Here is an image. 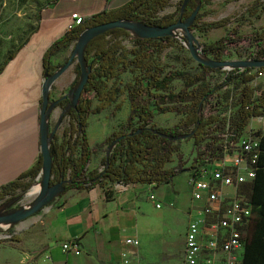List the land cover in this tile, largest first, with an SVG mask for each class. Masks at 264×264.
Instances as JSON below:
<instances>
[{"label":"trees","instance_id":"trees-1","mask_svg":"<svg viewBox=\"0 0 264 264\" xmlns=\"http://www.w3.org/2000/svg\"><path fill=\"white\" fill-rule=\"evenodd\" d=\"M170 1L134 0L116 11L105 9L98 15L82 19L73 30L64 34L47 50L43 63L45 73L53 75L57 67L52 66L51 58L70 48L84 32L95 26L121 20L163 28L173 25L178 22L173 20L174 15L158 18L159 12L164 11ZM212 2L213 0H189L183 8L185 0H181L178 8L181 22L191 19L197 9H202ZM263 9L264 0H255L246 12L251 17L260 18L259 10ZM206 14L208 13L198 14L192 21L190 30L198 29L202 33H211L226 28L233 21L232 17H227L212 23L204 22L202 19ZM125 38H131L128 30L112 29L93 38L85 49V59L92 67L90 79L77 108L68 112L71 125L65 130L64 139L61 140L55 135L50 144L53 164L51 185L64 182L61 195L72 189L83 191L97 185L105 186L108 182L161 186L188 171L199 174L200 166L223 157L227 149L237 148L236 145L240 143L253 117L264 116V90L261 86H252L264 68L255 72L252 67L234 69L227 73L222 84L212 87L208 77L213 69L207 65L201 64L200 73H192L190 70L166 72L165 68L161 67L154 56L161 55L172 45L170 37H137L131 50L123 44ZM252 39L258 49L252 57L256 61L264 60V31L256 32ZM240 43L241 36L237 29H233L228 36L206 46L202 52L215 61H220L228 50L234 49L239 54ZM15 54L16 50L8 53L5 62L0 66V73ZM127 71L139 74L121 88L117 86V82ZM77 72L78 76L71 85L73 89L80 80L79 66ZM175 81L182 82V89L178 93L172 90V83ZM110 82H113V86L109 85ZM230 85L232 88L226 91L223 102H226L225 112L236 108L234 115L228 121L222 117V112L207 115L206 109L215 94ZM234 91L238 92L236 96L232 94ZM125 93L130 105L127 124L107 139L110 147L116 145L111 154L102 161L103 170L93 171L90 166L95 152L87 132L89 116L102 113L115 104L116 109L120 110L122 104L117 102ZM231 98L232 102L228 103ZM94 99L99 102L96 109L93 108ZM223 102L218 101L217 104ZM69 103L68 99L58 101V105L63 108ZM169 113L181 117L175 127L158 128L151 125L156 116ZM254 136L259 139L260 148L258 163L255 166L256 179L244 186V194L252 203L253 213L247 229L242 264H264V133L258 132ZM184 137L193 139L197 146L204 143V147L197 152L190 167H185L183 162H180L177 166L168 168L167 165L172 163L173 156L179 153L176 143L179 140L176 139ZM42 159L41 156L31 171L22 175L18 181L0 188V201L18 190H29L41 174ZM27 177L32 180L31 183L23 181Z\"/></svg>","mask_w":264,"mask_h":264},{"label":"crops","instance_id":"crops-1","mask_svg":"<svg viewBox=\"0 0 264 264\" xmlns=\"http://www.w3.org/2000/svg\"><path fill=\"white\" fill-rule=\"evenodd\" d=\"M132 1L49 0L32 14H16L22 25L10 39L0 37V66L16 50L0 73V188L30 172L42 156L40 111L47 50L71 24L78 25L105 9L116 11ZM65 52L51 58L56 71ZM252 86L264 90V71ZM258 132L264 133V116L250 120L243 138L256 140ZM94 161L90 169L102 171L103 166L93 167ZM186 173L190 177L183 185ZM192 177L194 172L188 171L161 186L108 182L90 190H69L55 197L24 231L0 242V264H185L187 230L203 206L193 200ZM23 181L32 182L29 177ZM151 193L156 194L161 209L149 201ZM174 216L184 222L183 243L180 240L176 250L170 228ZM252 235L253 229L251 239ZM129 239H138L139 245H128ZM65 243L72 246L71 251L63 249Z\"/></svg>","mask_w":264,"mask_h":264},{"label":"rangeland","instance_id":"rangeland-1","mask_svg":"<svg viewBox=\"0 0 264 264\" xmlns=\"http://www.w3.org/2000/svg\"><path fill=\"white\" fill-rule=\"evenodd\" d=\"M43 1L49 0H0V37L10 39L13 35L14 30L20 27V21L17 19V13H25L32 14V11L37 9L36 7L43 4ZM253 0H213L212 4L204 6L202 9L198 10V14H203L207 12L206 16L202 19L204 22H215L221 20L223 18L232 17L233 21L226 28H221L215 30L211 33H202L198 29L190 30V37L193 41V46L195 48V52L198 56L202 57L204 53L202 52L206 46H210L220 40L222 37H226L233 29H237L239 35L241 36L242 43H240L241 48L239 47V54L234 49L228 50L225 55L222 56L220 61L228 62V63H238V62H249L255 60L252 55L258 49L256 44L254 43L252 37L257 33H262L264 31V9L259 10L260 18L251 17L247 12V8L253 4ZM181 0H171L169 2L168 7L164 11H160L158 14V18H164L165 16L174 15L173 20H177L178 22L181 19V13H178V8L180 6ZM8 11V12H7ZM7 13V14H6ZM197 14V15H198ZM5 15L10 16L9 18L4 17ZM176 22V23H178ZM137 23V22H136ZM239 25V26H238ZM131 38H125L123 44L127 47L128 50L133 49L134 39L137 38V34L134 31H130ZM187 33L179 29L175 34L171 35L170 38L172 40V45L168 47L164 52L160 54H155L154 58L157 62L164 67L166 72L169 71H182V70H190L192 73H200L201 72V63L193 58L191 53V48H189V41L187 39ZM234 37V36H233ZM2 42H0V58L2 57ZM78 46V41L74 42L70 48H68L64 54L62 55L61 60L58 63V67L65 65L70 57L75 53L76 48ZM244 50V51H243ZM205 59L208 61H215L214 58L204 55ZM77 59V57H76ZM264 61V60H261ZM88 65V64H87ZM79 62H74L68 71L65 74H62L63 79L56 80L51 92L49 99V107H52V111L47 118L48 126L46 127V137L48 140L52 139L53 134L60 137L61 140L64 139V132L67 128H70L71 118L68 115L71 107V99L74 96V90L71 87V83L73 80H76L78 76ZM58 68V69H59ZM236 69L235 66H232L230 69L224 70L220 68H213L212 73L208 77V80L212 83L211 86H218L225 81L227 73ZM242 70V69H241ZM254 69L253 72H255ZM139 72H125L121 80L117 82V86L123 88L124 85L130 83L134 80V77L138 75ZM63 80V81H62ZM110 86H113V82L109 83ZM232 85L229 87H223L218 93L215 94L214 99L211 100L210 106L206 109L207 115L211 113H220L222 112V117L225 120H229L231 116L234 115L236 108L230 109L225 112L224 107L226 106V102H223L225 98V93L228 89H231ZM182 89V82L175 81L172 83V90L178 93ZM236 96L238 94L237 91L232 93ZM127 93L123 94L119 97L117 103L122 104V108L120 110L116 109V104L112 107H109L105 111L99 114H91L89 116V128H87L88 136L91 142V146L95 152L93 167H102L103 158L107 157L111 153L110 143L107 142V139L112 136L115 131H119L123 129L127 124L129 113H130V105L127 99ZM69 100V105L65 108L59 106L57 101L59 100ZM232 98L227 102H232ZM223 102L217 104V102ZM99 105L98 100L94 99L93 108ZM214 106V107H212ZM210 107H212L211 110ZM181 117L175 116L174 113L164 114L161 116H156L151 123V125H155L158 128H169L175 127ZM179 146V153L173 156L172 163L167 165L168 168L175 167L178 163L183 162L182 164L185 167H190L191 163H193L197 152L204 147V143L201 146L195 145L193 139L190 138H182L176 142ZM181 156V158L179 157ZM199 174L194 173V177ZM190 177V173H186L183 185L188 181L187 179ZM40 179H36L29 190H18L14 194H10L5 200L0 201V217L10 214H15L20 212L24 207H29L38 197H31V193L36 186L40 184ZM53 180V177H52ZM51 180V181H52ZM29 194V195H28ZM52 201L49 202L45 207H42L36 215L27 219L22 223H18L15 225L7 226L4 231H0V242L8 240V236H12L13 234H19L20 230L24 231L25 226H29L30 223L34 222L37 217L41 214L43 209H46L51 205ZM3 214V215H2ZM174 220V223H170L172 229V241L173 247L176 250L179 247L180 240L183 243V227L184 222L183 219L177 216H174L170 222ZM181 246V244H180ZM182 247V246H181Z\"/></svg>","mask_w":264,"mask_h":264},{"label":"built area","instance_id":"built-area-1","mask_svg":"<svg viewBox=\"0 0 264 264\" xmlns=\"http://www.w3.org/2000/svg\"><path fill=\"white\" fill-rule=\"evenodd\" d=\"M76 26L71 24L69 31ZM236 146L225 150L215 162L200 166L199 175L190 180L193 200L203 206L187 230L185 264H242L253 213L244 186L256 179L260 141L242 138ZM148 199L157 209L162 208L155 193ZM126 243L138 246L139 240L129 239ZM62 247L65 251L72 249L69 243Z\"/></svg>","mask_w":264,"mask_h":264},{"label":"water","instance_id":"water-1","mask_svg":"<svg viewBox=\"0 0 264 264\" xmlns=\"http://www.w3.org/2000/svg\"><path fill=\"white\" fill-rule=\"evenodd\" d=\"M189 0H185V3L183 5V8L185 7L186 3H188ZM197 9L192 16L191 19L187 20L186 22H181V20L178 23H174L173 25H170L168 27H161V26H147L144 23L141 22H129V21H116V22H109L100 26H95L86 32H84L79 40H78V46L76 48L75 53L70 57L68 62L61 66L53 75H49L48 72L45 73V79L43 82V90H42V100H41V135H42V143H41V151H42V171L41 174L38 176L37 179H42L43 184V191L42 193L36 198V200L28 207H24L20 212L10 215H5L0 217V223L5 221H10L12 226L18 223H22L26 221L27 219H30L34 215L37 214V212L42 208L45 207L49 202L53 201L55 197L61 195L62 187L64 185V182H60L55 185H51L52 180V156L50 152V144L53 142V139L55 135L53 134L52 139L48 140L46 137V127L48 126L47 118L49 117L50 112L52 111V107H49V95L51 92V89L57 79H59L62 74H65L68 69L71 67L74 62H79L80 67V80L78 81V84L76 88H74V96H72L71 99V107L70 110L76 109L78 102L80 101L81 96H83L85 87L88 83V80L90 79V75L92 72V67L90 65H87V61L85 59V49L88 47L89 43L93 38L96 36L98 37L100 34L105 33L109 30H115V29H126L129 32L134 31L137 34V37L139 38H145V39H158V38H165L170 37L171 35L175 34L176 31H179V29L184 30L188 35L187 39L189 41V48H191V53L194 59H196L198 62H200L203 65H207L209 68H220V69H230L232 66H235L236 69H247L249 67L256 68V69H263L264 68V61H249V62H238V63H228L224 61H208V59L204 58V55L202 57L198 56L195 52V48L193 46V41L190 37V27L192 24V21L196 19L198 14ZM77 57V59H76ZM58 104V101H57ZM185 138V137H184ZM182 138L176 139L180 140ZM116 145V144H114ZM114 145L111 146V152L114 147ZM111 154V153H110ZM29 195V194H28Z\"/></svg>","mask_w":264,"mask_h":264},{"label":"bare ground","instance_id":"bare-ground-1","mask_svg":"<svg viewBox=\"0 0 264 264\" xmlns=\"http://www.w3.org/2000/svg\"><path fill=\"white\" fill-rule=\"evenodd\" d=\"M43 189L44 187H43L42 181L40 180V184L36 186L34 190L32 191L31 197L37 196V195L39 196L42 193ZM9 225H12L10 221H5V222L0 223V231L1 232L4 231V229Z\"/></svg>","mask_w":264,"mask_h":264}]
</instances>
